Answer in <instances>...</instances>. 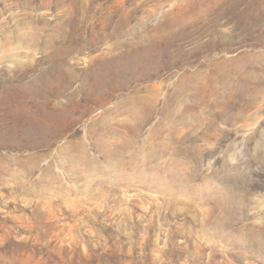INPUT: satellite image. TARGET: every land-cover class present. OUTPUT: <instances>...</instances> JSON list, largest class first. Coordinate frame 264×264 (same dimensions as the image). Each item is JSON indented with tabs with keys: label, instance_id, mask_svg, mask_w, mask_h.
Masks as SVG:
<instances>
[{
	"label": "rangeland",
	"instance_id": "rangeland-1",
	"mask_svg": "<svg viewBox=\"0 0 264 264\" xmlns=\"http://www.w3.org/2000/svg\"><path fill=\"white\" fill-rule=\"evenodd\" d=\"M0 264H264V0H0Z\"/></svg>",
	"mask_w": 264,
	"mask_h": 264
}]
</instances>
